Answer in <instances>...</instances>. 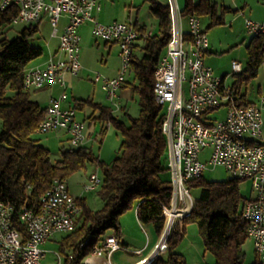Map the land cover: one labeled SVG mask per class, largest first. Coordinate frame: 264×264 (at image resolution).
Wrapping results in <instances>:
<instances>
[{"label":"built area","instance_id":"obj_1","mask_svg":"<svg viewBox=\"0 0 264 264\" xmlns=\"http://www.w3.org/2000/svg\"><path fill=\"white\" fill-rule=\"evenodd\" d=\"M167 4L169 39L153 70L152 92L155 102L164 108L161 130L166 141L170 199L162 206L164 223L158 243L145 256L141 250H135L139 258L133 264H152L164 250L170 232L189 213L192 198L187 182L200 177L206 165L221 166L229 177L250 183L251 194L245 197L241 214L254 253L264 262V144L258 143L264 126V97L257 103H237L230 85L223 77L214 75L203 61L208 44L199 18L195 14L187 15V31H184L177 1L167 0ZM9 6L17 8L12 24L33 25L47 17L53 35L60 17H66L59 35L63 57L24 68L23 86L30 90L52 85L61 87L58 96L49 98L36 132L62 130L70 147L82 146L86 138L84 122L75 118L73 107L61 106L68 100L65 76H77L81 69L78 27L91 21V34L95 38L118 44L121 58L118 75L103 79L102 84L107 98L117 107L116 91L129 69L131 48L138 31L128 22L103 24L95 21L92 10L99 8V0H0V11ZM244 26L247 32L264 36V18L261 21L245 19ZM230 68L231 74L242 71L237 60L230 62ZM221 108L224 116L213 117L212 113ZM207 148L210 152L202 160L200 153ZM99 182L97 173L92 172L83 191L96 190ZM49 185L39 198L37 210L22 207L18 211L23 234L14 226L13 207L0 200V264H42L43 244L58 234L74 230L81 206L69 192L65 179L54 178ZM119 248L120 239L111 233L104 236L100 246L90 249L88 255L96 259L109 258ZM77 254V250L71 251L67 259L72 261ZM54 255L56 264H61L58 252ZM92 262L89 264H95ZM101 264L107 263L102 261Z\"/></svg>","mask_w":264,"mask_h":264},{"label":"trees","instance_id":"obj_2","mask_svg":"<svg viewBox=\"0 0 264 264\" xmlns=\"http://www.w3.org/2000/svg\"><path fill=\"white\" fill-rule=\"evenodd\" d=\"M145 1L157 26L153 35H145L144 29L136 28L138 36L135 41L140 40L141 44L133 43L131 48L129 70L133 82L129 86L138 98L137 116L129 117L125 123L114 117L108 106L92 103L89 99L75 101L76 107L88 105L98 111L96 119L100 128L97 136L100 142L108 122L119 132V147L108 164L99 161L97 155L85 146L62 147L59 158L51 160L49 150L33 138L44 117L45 107L31 99L30 89L23 86V72L42 53L39 46L29 41L37 32V26H23L17 36L9 39L6 31L17 15V8L9 6L0 11V200L13 207L14 226L23 234L18 211L22 207L37 210L39 198L54 178L66 180L88 163L100 168L102 173L95 193L103 206L93 211L83 198L76 197L82 210L74 223V230L60 239L58 253L64 257L61 264H79L109 233L119 238L118 217L133 206L138 221L151 223L156 233L163 228L162 206L169 202L171 186L166 141L161 130L164 108L155 102L152 85L153 70L169 39L170 19L167 3ZM201 10V4L194 6L186 2L180 14L182 17L197 15ZM134 48L138 53L133 52ZM246 52L245 67L233 74L230 86L240 105L250 102L245 101L244 94L239 95V88L254 78L264 63V36L253 35ZM258 143L264 144L262 141ZM239 181L229 177L222 182H204L200 176L188 182L189 188L199 186L201 189L182 224L197 225L204 249L212 253L215 264H243L247 237L246 222L241 214L245 197L238 191ZM177 232H171L168 240L167 259L158 263L185 264L183 256L173 250L180 236ZM75 250L77 256L69 261L68 254Z\"/></svg>","mask_w":264,"mask_h":264},{"label":"crops","instance_id":"obj_3","mask_svg":"<svg viewBox=\"0 0 264 264\" xmlns=\"http://www.w3.org/2000/svg\"><path fill=\"white\" fill-rule=\"evenodd\" d=\"M176 1L180 10L184 8L186 2H190L194 6L201 4L202 10L199 11L196 16L199 19L202 17L208 19V23L205 28L201 26V21L198 19L200 21V26L203 29L205 37L209 35L210 32V30L206 32V28H210L216 25H224L226 24V21H228L229 23L228 26L231 27L232 23L238 19L237 16L243 17L245 20L247 19L245 18L246 15L250 20L254 21H261L262 18H264V4H261L262 0H254L253 3H250L248 0ZM92 15L94 20L99 23L109 24L114 21L128 22L135 29H144L145 35H153L156 33L153 29H149L143 22V20L139 18L138 8L135 6V0H99V8L92 10ZM65 22L66 17L61 16L56 27V33L54 35L52 34V32L50 33L51 38L45 43V49L39 46L42 50L41 55L32 60L26 67L41 66L50 59H59L63 57V54L59 50V35L63 30ZM91 23V21H86L78 27L79 62L81 64V69L77 76H71L69 74L65 76L68 100L61 103L62 107H73L75 111V118L81 122H84L86 138L85 142L82 143V146L90 149L91 146L89 144L90 142H94L96 140L95 138L97 136V130L99 131V122L96 119V116H98V111L94 110L93 106L91 107L88 105L76 107L75 101L89 99L92 103L108 106L111 110V114L114 117L127 123L128 119H126V116L129 115H127L128 113L126 112V103L133 98V93L131 87L129 86V83L133 82V76L128 69L124 77V82L116 91L115 100L118 103L119 107L113 105L115 106V109L111 108L109 103L110 100L107 98V96L104 95L105 91L102 88V84L103 79L113 78L118 75V71L120 68L118 63L120 59L119 47L116 42H105L101 39L95 38L91 34ZM45 24L50 25L47 17H43L39 22L33 25L37 26L38 32L39 26ZM19 26V30H21L23 26L26 25L20 24ZM252 36L253 34L249 33V38L247 42L244 43L246 44L244 45L245 62L244 64H242L239 61L242 66V70L244 69L245 63L247 61L246 46L248 45ZM206 40L208 47L203 57L204 63L211 67L214 75L223 77L225 83L231 86L234 79L233 74L230 73V62L232 60H235V58L237 57L240 58L241 53H239V48L237 47V55L236 53L234 54V51H231L228 54V57L230 56L229 63L227 59L223 63V60H221L223 56L218 55V50H220L218 46H221L220 41H215L210 36L208 39L206 37ZM234 42H238V39H235ZM241 42H244V40H241ZM92 43L94 44V46L92 45ZM134 44L138 46L139 44H141V42L140 40H137L134 42ZM236 44L238 43H235V45ZM227 46L229 47L230 45ZM133 52L138 53L137 48H134ZM226 67L229 68L228 71L223 69ZM258 70L259 71L254 78L249 80V82H247L246 84H242L239 88L238 93L239 95L244 94L246 102L257 103L260 97H264V63L261 64ZM229 75L230 78L228 79ZM96 76L98 77L97 79H95ZM253 81L256 82L257 96L254 100L248 101L246 98V86ZM33 90L38 92L40 90H48L49 98L56 97L60 92H62L61 87L58 85L45 86L43 88H40L39 90ZM74 93H76V96L74 95ZM220 110L224 112L223 108L219 109V111ZM110 126L111 125H109L108 128ZM62 132L63 138H59L60 141H67L66 133L64 131ZM260 141L264 142V126H262V136ZM209 152L210 150L208 148L204 149L200 153V158L204 160L205 158H207ZM96 157L99 161H101V159L99 158L102 157L101 154H98ZM117 222L119 224V239L121 242V248L113 251L109 258L103 257L101 259H96L89 257V255H86L80 260L79 264H89V261L91 260L93 261L92 263L95 264H101L102 261L107 264H133L139 258L134 254L135 250H141L142 256L150 254L154 250V246L158 243L161 235L160 233H162L163 230L162 229L159 233H156L151 223H142L138 221L134 206L119 215ZM196 227L197 225L194 223H187L183 225L182 222H179L172 230V232L177 230V233L180 234V236L177 237L175 241L173 250L183 256L185 264H210L211 260L209 258V255H211V253L204 249L201 233L199 232V229H196ZM171 234L172 233L170 232V235L165 243L164 250L160 252L159 256L154 260L152 264H161L157 261H165V259H167L166 246H168V240L171 237ZM55 237H57V235ZM55 237L46 241L43 244V247L49 242H56L59 244L62 236L59 239ZM162 240L163 239H161V241ZM60 257L63 262L64 257Z\"/></svg>","mask_w":264,"mask_h":264},{"label":"rangeland","instance_id":"obj_4","mask_svg":"<svg viewBox=\"0 0 264 264\" xmlns=\"http://www.w3.org/2000/svg\"><path fill=\"white\" fill-rule=\"evenodd\" d=\"M160 3L166 4L167 0H158ZM250 3H253L254 0H248ZM135 6L138 8V16L143 22L146 24V26L149 29H153L156 32V20L155 18L150 14L149 12V5L146 1L144 0H135ZM237 20L232 23V26L229 27L228 21H226V24L224 25H216L212 26L210 28H206V32L210 30L209 35H207V39L209 36L214 39L215 41H220V45L218 46L220 50H218V55L223 56L221 60L226 61L229 59L230 56L228 57V54L232 51H234V54L238 52L237 47L239 48V53H241L240 58L237 57L235 60L240 61L242 64L245 62V51H244V43L247 42L249 38V33L247 32V29L244 26V18L237 16ZM245 18L248 19V17L245 15ZM201 21V26L206 27L208 23V19L202 17L199 19ZM20 24H12L9 28L8 31H6V37L7 38H13L18 35V31L20 29ZM182 25L184 31H187V20L186 17H182ZM52 32V29L48 24L41 25L39 26L38 32L34 34L33 37L29 39L30 44L34 46H40L43 49L45 46V43L50 40L51 36L50 33ZM208 34V33H207ZM238 37V38H237ZM235 39H238V42H234ZM241 40H244V42H241ZM237 41V40H236ZM243 44H241V43ZM234 43V44H233ZM235 43H238L235 45ZM94 46V44L92 43ZM227 45H230L229 47ZM218 48V49H219ZM236 50V51H235ZM227 56V57H226ZM95 57V56H94ZM120 58V56H119ZM121 58L119 59V67L121 66ZM120 69V68H119ZM222 69V68H221ZM225 70H229L228 67L223 68ZM220 71V70H219ZM231 72V68H230ZM221 73V72H218ZM218 76V75H217ZM230 78V75L228 79ZM227 79V80H228ZM187 83H183V88L186 90L187 89ZM30 97L33 100H36L39 103V106L44 107L47 105L48 100H49V92L48 90H40L35 91L33 89L30 90ZM76 96V93H74ZM106 96V94H104ZM58 96V95H57ZM257 93H256V82L253 81L249 83L246 86V98L248 101H252L256 98ZM137 96L133 94V98L126 103V109H127V115L126 119L129 117H135L138 114V100ZM111 108L115 109V106L109 101ZM220 115L221 117L224 116V113L220 110L217 112L212 113L213 117H216ZM0 128H1V121H0ZM100 128V124H99ZM98 130L96 135L98 134ZM95 135V136H96ZM63 132L62 131H54V132H49V133H35L33 135V138H35L40 145L45 147L46 149L49 150L50 158L51 160H56L59 158V150L63 148H67L68 142L66 140L60 141L59 138H63ZM93 136V137H95ZM96 140L93 142H90V146L92 149V152L95 155L101 154L102 157H99L101 161L105 164H108L111 162V160L115 157L117 149L119 147L120 141H121V136L119 132L113 127L110 126L107 128L106 133L100 142V139L98 136L95 138ZM92 172H96L98 177L101 179L102 173L100 168H96L94 165L91 164H86L84 169H80L76 171L75 173L71 174L69 178L66 179V184L69 188L70 193L75 196V197H80L85 200L86 205L90 208V210L96 211L103 206L102 200L97 196V194L94 191L90 192H85L83 191V185L85 182H87V177L89 173L91 174ZM200 178V177H198ZM229 178V174L225 171V169L221 166H213V165H206V168L202 172L201 179L204 182H222L225 181ZM196 180V179H194ZM194 180H188V182L194 181ZM187 182V186H188ZM189 188V187H188ZM240 191V195L242 197H249L251 194V186L248 181H243L242 179L239 181V186H238ZM200 187L199 186H191L189 188V194L191 196V205L189 208V212L192 209L193 205L195 204V199L199 196L200 193ZM189 214V213H188ZM187 214V215H188ZM186 215V216H187ZM184 216V217H186ZM184 217L182 219H184ZM180 219L182 222L183 220ZM198 229V227H196ZM67 234V233H66ZM66 234H58L57 239H59L61 236H65ZM247 237V235H246ZM249 241L248 238H246V242H244V260L243 264H253L254 262H261L260 258L257 257V255L254 253L252 244ZM44 250H45V256L41 260L42 264H56L55 262V252H58L59 249V244L56 242H49L46 245H44ZM59 254V253H58ZM210 258V264H215L214 263V258L211 253L209 255ZM264 264V262H261Z\"/></svg>","mask_w":264,"mask_h":264},{"label":"bare ground","instance_id":"obj_5","mask_svg":"<svg viewBox=\"0 0 264 264\" xmlns=\"http://www.w3.org/2000/svg\"><path fill=\"white\" fill-rule=\"evenodd\" d=\"M165 234L162 235V239H164Z\"/></svg>","mask_w":264,"mask_h":264}]
</instances>
